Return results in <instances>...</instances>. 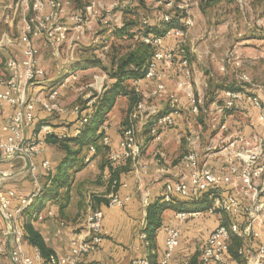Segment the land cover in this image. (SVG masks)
<instances>
[{"label":"crops","instance_id":"obj_1","mask_svg":"<svg viewBox=\"0 0 264 264\" xmlns=\"http://www.w3.org/2000/svg\"><path fill=\"white\" fill-rule=\"evenodd\" d=\"M41 1L45 2L46 0ZM62 3L68 8V14H76L79 10L77 0H62ZM0 11L4 16V21L0 26V48L5 46L7 49L6 59L0 67V74L5 75L6 61L20 59L21 57L19 38L30 16L26 14L23 4L18 0H0ZM43 11L47 12L48 8L45 7ZM195 17H192L193 25L195 24V28L198 29ZM63 22L69 26L70 30L66 41L59 46L44 45L42 38L33 40L34 45L39 50V65L45 71V77L33 88V94L37 95L36 93L43 92L44 89L55 84L62 73L77 69L80 84L82 83V86L91 92L90 96L93 93L101 96L104 90L103 87L109 86L113 80H109L103 72L100 74L95 73L96 67H100L102 70L108 67L95 66L94 60L86 55V52L92 51L98 42L93 34V28L89 25L91 21L84 26V30L80 34L73 27L74 24L70 21L68 15L63 18ZM154 23L155 20L148 22L147 26H152ZM122 26L123 22L120 27ZM191 29L192 27L185 33L184 45L190 59L191 84L200 106L199 114H192L189 111L188 101L184 93L175 91L178 76L174 69H163L164 77L160 81H142L141 84L134 87L140 97L139 103L143 102L145 96H150L149 100L152 104L150 106L155 108L157 113L170 112L172 106L170 101L164 98L165 94H154L157 87H164L167 93H176L178 99L175 107L177 111L175 115L176 123L174 127L164 132L160 142L154 141L149 132L152 118L142 123L140 132L137 135L138 142L142 147L138 161L119 162L114 164L117 166L115 169L111 167L112 164L108 163L107 156L109 152L117 149L119 129L124 123V121L122 122V116L124 115L120 114L118 116L116 114L118 112L117 107L121 105L122 111L126 114L128 106L127 97L122 95L115 97L114 107L107 115L104 124L106 127L105 135L110 141L109 148L104 150L100 143L96 144L94 148L96 150V146L99 147V151L91 155V163H84L78 171H68L70 176L65 188L57 193L56 199L45 202L42 211L50 210L53 216L42 221L35 218L32 222L33 227L40 233L45 244L53 250L58 258H64L68 255L69 242L82 232L83 219L90 208L100 209L103 212L104 239L97 250L86 257V264H131L132 259L146 256L151 257V261L157 264L164 248V239L168 228H178L180 231L179 246L171 264H187L194 254H198L199 258L208 235L219 223H222L221 214L180 222L175 218L176 208L168 205L162 214V227L151 248L150 246L146 247L140 239V235L146 236L145 216L147 206L161 197L168 182L178 177L180 170L176 165L183 155L196 151L201 156V168L221 171L222 154H218L217 150H220L238 134L248 138L254 134L264 137V123L260 120L257 110L249 103L248 97L235 110H231L229 114H226L227 111L219 113L212 107V103L217 102L215 98L217 92V103H219L223 99L225 89L242 88L244 86L238 75L246 73V70L243 59L237 53L238 51L232 50L234 57L242 64V68H236L234 65L229 64L232 68L231 71L234 72L233 76L229 75L228 81L218 78V74L224 76L228 72L219 71L218 35H197ZM214 29L217 31V27ZM89 30L91 32L85 35V31ZM137 31V28L131 30V33H135L131 40H127L125 37L120 39L122 41H133L134 43L140 42L143 34H139ZM14 33H16L15 37ZM107 34L108 31L103 36ZM76 42L82 43L83 47L77 48ZM176 42L173 39H165L164 44L165 47H172ZM5 57L2 56V61ZM2 61L0 59V64ZM249 72L252 73L251 70ZM246 74H249L248 76L253 82L264 84L263 82L254 81V77H251L250 73ZM62 103L63 101H61ZM248 107H251L250 110ZM246 110L249 111L245 113ZM11 113L12 108L10 106L0 105V125L7 121ZM203 116L207 119H202ZM61 117V119L66 118V115ZM215 119L217 121L214 124ZM67 120L69 123H73L76 117L70 113ZM43 123L52 125L56 131L63 129L60 124H57L56 120L41 111L40 107H36L34 123L25 130L26 138H41L38 129ZM74 126L71 124L69 131ZM203 126H210L211 129L204 131ZM85 154L88 153L84 147L79 157H84ZM63 157L64 153L62 151L46 144L45 153L35 157L33 163L39 167L43 160H48L51 168H53L52 173H54V168ZM143 167H145L144 170ZM41 174H45V172L38 169L36 172L37 181H34L29 165L26 166L24 158L15 156L6 158L0 155V190H13L17 196L29 197L45 183L46 180L41 177ZM103 176H108L109 179L115 176L111 180L119 182V194L122 197L130 196V201L125 207L109 208L105 206L104 197L110 191V187ZM227 189L232 190L231 187H227ZM232 193H235V191H232ZM178 204L186 205L181 201H177ZM16 206L17 201L13 200L12 208ZM32 211L33 209L29 208L25 214L31 213L34 215ZM25 218V215L19 216L20 224ZM8 229V221L0 218V241H6V253L0 255V264H16L10 257L11 244L10 249L7 248L9 240L11 243V238L9 239L7 234ZM199 236L203 240L200 250L192 253V250L187 247L188 251L185 248L188 239ZM253 248H256V244L253 245ZM22 249L24 254L31 256L35 248L29 246L23 240Z\"/></svg>","mask_w":264,"mask_h":264},{"label":"built area","instance_id":"obj_2","mask_svg":"<svg viewBox=\"0 0 264 264\" xmlns=\"http://www.w3.org/2000/svg\"><path fill=\"white\" fill-rule=\"evenodd\" d=\"M25 8L26 12L32 11L19 38L21 45L20 59H9L5 63L6 75L0 78V105H8L12 108V113L7 121L0 125V155L6 158L15 155H22L29 161V169L34 181H37L36 172L38 169L50 171L51 164L48 160H43L39 167L33 163V159L43 155L46 151L45 138L54 135L58 139H65L70 135H79L84 126L88 123V116L78 108L71 114L76 117V124L68 131L63 128L56 131L48 123L39 126L36 137L27 139L25 130L31 126L35 120V110L38 105L47 113H52L55 108V100L58 92L52 89L47 99L37 98L33 94V88L45 77L44 69L39 65V50L34 45L35 38H42L44 45L53 47L59 46L66 41L69 34V26L63 22V18L68 15L65 5L58 0H18ZM157 1L163 5L161 0ZM178 0H165V12L162 13L164 22L171 20L170 12L178 9L185 14L182 18L183 28L168 29L161 36H142L141 41L153 47L155 50L151 60L145 70L144 76L134 80V86H138L142 81H160L164 77L163 69H174L178 79L175 91L183 92L189 105V111L198 115L200 106L194 95L191 84V68L186 58H181L176 64L175 48L165 47V39H173L184 42L186 31L193 26V20L189 15L186 4L178 3ZM94 0H87L84 6L85 19L79 14H72L69 18L74 24L75 30L80 34L84 26L91 21L87 17H92ZM47 7L48 11L44 12ZM4 21V16L0 11V26ZM5 38V37H4ZM219 71L224 72L229 64L236 68L241 67L240 61L234 57L233 52L226 53L219 59ZM238 78L241 83L247 85L254 96L249 99L251 106L257 110L260 120L264 123V84L253 82L246 73H240ZM78 79V73L69 70L62 74L57 83L64 87ZM56 83V84H57ZM155 95L165 94L172 104L171 111L167 113H157L153 107H147L138 103L136 108L129 115L128 126L120 133L117 149L110 152L108 159L111 164L131 161L137 162L142 151L138 142L133 122H143L152 118L150 124V134L154 141L160 142L166 130L175 126L176 105L178 99L175 92L167 93L162 86L157 87ZM244 100L242 92L236 90H226L223 93L221 103H212L215 111L222 113L232 109L235 104ZM93 100L88 102L90 107ZM60 114H66L60 109ZM106 127L103 125L100 131L105 133ZM71 133V134H70ZM103 145L110 143L109 138L104 135L101 139ZM222 154L221 171L201 168V156L196 151H191L183 155L176 165L180 172L178 177L168 182L162 192L161 198L166 203L171 201H181L186 204L203 203L202 207L195 210L185 208L175 212V218L180 221L188 219H200L204 216L215 214H225L231 218L227 225L219 223L208 235L199 256L200 264H239L229 255V245L231 237H237L244 241L239 248L238 254L243 259L244 264H264V137L252 135L249 138L238 134L230 140L220 150ZM95 153V148H89V155L84 162L87 164L91 155ZM145 167H143V170ZM109 184L110 191L104 197L105 206L123 208L130 201V196L122 197L119 194V182L111 180L108 176H103ZM231 187L232 190H228ZM235 191V193H232ZM36 193L29 197L17 196L13 190H0V218H4L9 223L8 237L11 244V260L16 264H43L42 258L37 249L31 256L24 254L22 249L23 230L19 221L21 212L29 207L37 197ZM17 201V206L12 208V201ZM50 210L36 214V219L42 221L52 217ZM103 212L100 209L90 208L83 219L82 232L72 238L69 242V253L64 258L50 256L47 264H86L88 255L95 252L104 239ZM146 247L149 245L145 235H140ZM180 231L178 228L166 229L164 248L157 264H171L176 249L179 246ZM256 244V248L253 245ZM6 252V241H0V255ZM131 264H152L146 257L132 259Z\"/></svg>","mask_w":264,"mask_h":264},{"label":"trees","instance_id":"obj_3","mask_svg":"<svg viewBox=\"0 0 264 264\" xmlns=\"http://www.w3.org/2000/svg\"><path fill=\"white\" fill-rule=\"evenodd\" d=\"M138 2V6L136 9H129V7H122L120 9V12L123 17V26L121 28L116 29V31L113 32L114 36L118 39L125 37L127 40L133 39V36L135 33H131V30L137 28V33L143 34L142 36H148V35H155V36H161L164 34V32L168 29L172 28H183L184 25L182 22V18L184 16H177L173 18L171 16V20L169 22H164L162 19V14L158 18L155 19L154 25H148L147 23L143 26L139 25V19H138V12L137 10H141L144 8V4L147 2L146 0H135ZM249 4L254 10H257L259 12V15L264 17V0H248ZM235 0H200V12L205 15L206 11L209 10L211 7L219 5V4H233ZM78 3V1H77ZM82 3V2H81ZM82 4H77L79 10L76 14H79L83 16L85 19V11L84 6H81ZM83 7V8H81ZM175 11L179 14H184L178 9H175ZM141 36V37H142ZM141 40V38H140ZM175 48V61L176 64L179 62L181 58H186L189 61L190 59L188 56V53L185 50L184 42L177 41L175 45L173 46ZM154 48L144 44L142 41H137L133 44V47L131 49H128L126 53H124L121 56L116 57L115 55H112L110 59V66L108 68H103V71L105 72L107 78L109 80H113V82L109 86L103 87L102 95H97L96 93H93L87 101H85V106L83 108L85 116H88V123L84 126V129L82 132L77 135L73 136L70 135L69 137L65 139H58L54 135L47 136L45 138V142L48 145H52L56 147L58 150L62 151L64 153V157L59 161L57 164L54 173H52L53 168L50 169V171L45 172V174H41V177L44 178L45 183L43 186H40L39 192L37 197L34 199V201L31 203L29 207L24 209L20 215H25L26 218L22 220V230H23V240L31 247L38 250L43 264H47V261L50 256H55L53 250L49 248L42 236L38 231L35 230V228L32 225V222L36 218V214L40 211L44 210V204L47 200H54L56 199L57 193L61 190H63L68 182L69 179V172L68 171H78L82 166L84 165V160L89 154V148L91 146H95L96 144L100 143L102 148L104 150L109 148L108 145L102 144V137L105 135L104 132L100 131V128L106 123L107 115L111 112V110L114 107L115 103V97L118 95H122L127 97L128 100V106L126 115L131 114V112L136 108L137 104L140 102V97L138 93L135 91V86L132 84V82L136 79H140L144 76L145 70L147 69V66L151 60L152 54L154 52ZM95 66H99L101 64L99 61H93ZM243 84V83H242ZM242 88H227L226 90H236L242 92L245 98L248 97V100L254 96L253 91L245 84ZM223 91V92H224ZM94 100L92 105L90 107L87 106L88 102ZM243 102V101H242ZM241 102V103H242ZM221 103V102H220ZM240 103L235 104V106L232 109L226 110L231 111L235 110ZM224 111V112H226ZM128 126V122L125 120L123 123V127ZM87 149V153L84 157H79V155L82 152L83 148ZM99 151V147L97 148L95 153ZM110 152L108 153L109 156ZM107 156V161L109 162ZM129 161H125V163H128ZM112 168H117L116 165L112 164ZM115 168V169H116ZM112 177L111 179H114ZM204 201H201L200 203H191L186 204L185 209L188 210H195L200 207H202L203 203H207V199H203ZM169 206L174 207L177 209V201H171V203H166L163 201V199L160 197L159 199L155 200L153 203L149 204L146 209V216L145 221L147 224L146 229V241L148 242V246H151L154 244V241L156 240V236L159 232V230L162 227V214L164 210ZM33 209L32 215L31 213H26L27 209ZM23 217V216H22ZM231 222V218L228 217V223H223L224 225H227ZM244 244V241L237 237H231L230 239V245H229V255L232 259L237 261L239 264H244L243 259L238 254L239 248ZM6 252H4L5 254ZM3 255V254H2ZM151 261V257H149ZM152 264L154 263L151 261ZM155 264V263H154ZM187 264H200L198 254H194L190 260L187 262Z\"/></svg>","mask_w":264,"mask_h":264},{"label":"rangeland","instance_id":"obj_4","mask_svg":"<svg viewBox=\"0 0 264 264\" xmlns=\"http://www.w3.org/2000/svg\"><path fill=\"white\" fill-rule=\"evenodd\" d=\"M58 1L63 4L62 0ZM77 1H80V4H82L81 6H84L87 3V0H83V3H81L82 0ZM146 1L147 2L144 4V8L141 10H137L140 26L145 25L147 22L154 21L156 18L161 16L162 13L165 12V0H161L163 5H159L157 1ZM177 2L187 5L191 18L193 16H196L195 18L197 19L198 29L195 28L196 25L194 24L191 29L192 32H195L197 35H218V61L226 53L232 52V50H236L238 51L237 53L239 54V57L244 61L243 64L245 65V72L250 73V76L254 77V81L264 83V17L259 15V12L251 7L248 0H235L233 4L228 3L213 6L206 11L205 15L200 12V0H178ZM127 6L131 10L136 9L138 6V2L135 0H94V6L91 15L92 17L88 16L87 18L91 20V23L89 25L91 28H93V34L98 39V42L95 44L96 46L94 49H92V51L86 52V55L94 61H99L101 63L99 64V66L101 67H109L112 55H115L116 57L123 55L128 49H131L134 43L133 41H122L121 39L118 40L116 38H113V32L116 31V29H118L123 22V17L120 9ZM67 9L68 8H66V10ZM26 14H29V16H31L32 11L26 12ZM71 15L72 14L69 13L68 17H70ZM170 15L175 18L177 16H184L185 14H179L175 11V9H173L170 12ZM203 19L205 22L203 21ZM216 27L217 31H215L216 29H214ZM107 31L108 34L106 36H103ZM90 32V30L85 31V35ZM15 36L16 33H14V37ZM75 44L77 48L83 47V44L80 42H76ZM6 50L7 49L5 46L0 48L1 61L2 56L5 57ZM5 59L6 57L3 58L0 67L4 63ZM240 68H242V64ZM74 70L76 71L77 69H73V71ZM231 70V66L227 65L225 67V71H228L227 74L224 76L218 74V78L228 81V78H230L229 75L233 76L234 74V72H232ZM249 70H251L252 73L249 72ZM94 72L97 74L103 72L105 74V72L100 67H96ZM62 74L60 75V77L62 76ZM5 75L0 74L2 78L5 77ZM60 77L58 78V80L60 79ZM79 79L80 78L78 75V79L75 82L70 83L64 87H61L57 83V80L55 84L44 89L43 92L40 91L39 93H36L37 95H35L37 98L40 97L42 99H47L48 93L52 89H56V91L58 92L57 99L54 103L56 109L52 113L47 114L41 109L39 105L38 107H40L41 111H43L45 114L51 116L53 120H56L58 122L57 124H60L62 128H66L68 131L71 124H76V120L73 123L68 122L67 119L68 117H70V113L73 112V110L76 108L83 110L85 101H87L91 93L87 88H84L82 86V83L80 84ZM149 98L150 96H145L143 98V102L141 103L147 107H151L150 105L152 104ZM164 98L168 99L166 95H164ZM215 98L218 102V92ZM61 101H63L62 104ZM117 108L118 112L116 114L118 116H120V114L124 115L122 116V122L125 120L129 122V117L125 114V112L122 111L121 105ZM248 108L250 110L251 107ZM60 109L65 110L66 114H60ZM249 110H246L245 113H247ZM229 113L230 111L226 112V114ZM62 115H66V118L61 119ZM202 119L207 118H204L203 116ZM147 120H144L143 122H133L136 136L140 132V126H142L141 124ZM216 121L217 119H215L213 123L215 124ZM124 128L125 127L122 126L119 129V136ZM203 128L204 131H207L209 128L211 129L210 126H203ZM91 161L92 159H90L89 163H91ZM183 205L184 204H178L176 210L184 208ZM221 216V222L225 224L228 223V216L225 214H221ZM202 242L203 240L200 236L196 238H189L188 242H186L187 246L185 248L188 247L190 250H192V253L198 252L200 250V245L202 244Z\"/></svg>","mask_w":264,"mask_h":264},{"label":"water","instance_id":"obj_5","mask_svg":"<svg viewBox=\"0 0 264 264\" xmlns=\"http://www.w3.org/2000/svg\"><path fill=\"white\" fill-rule=\"evenodd\" d=\"M15 157H22V158H24L22 155H15ZM24 159H25V158H24ZM25 162H26V166L28 167V165H29V161H28L27 159H25ZM7 248L10 249V245H9V243L7 244ZM10 257H11V255H10Z\"/></svg>","mask_w":264,"mask_h":264}]
</instances>
